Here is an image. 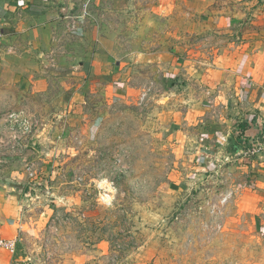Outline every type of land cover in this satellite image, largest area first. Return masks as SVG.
I'll return each instance as SVG.
<instances>
[{
    "label": "rangeland",
    "instance_id": "obj_1",
    "mask_svg": "<svg viewBox=\"0 0 264 264\" xmlns=\"http://www.w3.org/2000/svg\"><path fill=\"white\" fill-rule=\"evenodd\" d=\"M47 1L65 18L32 81L41 89H12L0 109V232L17 240V264H264V200L245 189L243 163L216 157L212 114L192 104L186 70L211 82L264 0ZM96 50L119 61L129 91L115 98L98 82L69 99L70 66ZM158 53L161 67L140 61ZM20 115L28 130L10 131Z\"/></svg>",
    "mask_w": 264,
    "mask_h": 264
},
{
    "label": "crops",
    "instance_id": "obj_2",
    "mask_svg": "<svg viewBox=\"0 0 264 264\" xmlns=\"http://www.w3.org/2000/svg\"><path fill=\"white\" fill-rule=\"evenodd\" d=\"M47 2V0H0V34H2L0 38V109L8 104L6 99L11 95L12 89L20 94H24L29 88L33 91L41 89V81L35 83L32 81L38 76L40 65L48 67L51 64L50 54L47 51L55 41L53 34L56 28L65 18L61 14L62 8H53ZM255 5H257L254 15L256 20L252 23L255 26L254 30L249 35L243 36L233 53L224 58L222 64L211 70L213 74L211 82L201 81V73L198 74L192 66L187 67L189 61L186 60L184 66L187 67V73L191 77H197L190 87L192 99H195L191 100L192 104L197 107L196 110L200 111L201 107L208 108L212 114L211 133L217 136L214 142L218 144L215 151L216 157L218 158L219 152L233 151L232 147L224 150V144L231 136L234 143L241 146L242 154L225 160L243 163L251 176L250 183L243 184L245 189L249 186L248 189L264 200V155L257 154L249 157L244 155L251 141H260L264 138V3L257 1ZM77 31L82 32L80 28ZM111 55L110 52L96 50L91 53L89 59L78 61L70 66V73L65 77L66 80H73L68 86L69 99L82 100L91 93L98 82L105 83L113 97L122 99L125 96L129 90H125V81L122 78L124 76L120 72H113L120 63L114 57L111 59ZM140 61L147 64L156 63L158 67H161L167 61V55L162 53L143 55ZM158 77L163 80L164 75ZM201 95L208 97L200 106L197 99H200ZM163 100L169 101L170 98H163ZM18 104L22 105L23 101H19ZM17 117L24 124L28 122L21 115ZM101 121L97 117L92 125L99 127ZM9 130L11 131L10 125ZM22 135L26 134L20 132V135L13 136V145L6 150L8 155L20 152L21 139H26ZM32 139L30 149L36 150L37 148L31 146ZM0 142L3 141L0 140ZM30 188V196L24 199ZM33 189L30 186L19 189L23 193V203L33 198ZM12 221L7 220V223L10 224ZM0 235L4 238L13 237L2 235L1 232ZM14 256L0 250V264H17L18 260H14Z\"/></svg>",
    "mask_w": 264,
    "mask_h": 264
},
{
    "label": "built area",
    "instance_id": "obj_3",
    "mask_svg": "<svg viewBox=\"0 0 264 264\" xmlns=\"http://www.w3.org/2000/svg\"><path fill=\"white\" fill-rule=\"evenodd\" d=\"M2 37V34H0V38ZM10 120H14L13 124L11 121L9 122L11 131L16 130L15 126L20 127L21 129L28 130V127L24 122H20L16 118L10 117ZM14 126V127H13ZM26 126V127H25ZM13 127V128H12ZM257 154H263L264 155V138L260 141H251L250 146L246 148V152L244 153L245 156H255ZM17 249V240L12 238H4L0 235V250L6 251L11 256H14Z\"/></svg>",
    "mask_w": 264,
    "mask_h": 264
},
{
    "label": "water",
    "instance_id": "obj_4",
    "mask_svg": "<svg viewBox=\"0 0 264 264\" xmlns=\"http://www.w3.org/2000/svg\"><path fill=\"white\" fill-rule=\"evenodd\" d=\"M47 136H48V132H44V133H39L36 136H34V138L31 141V146L37 148L36 150H40L41 148H43V146L46 144L47 142ZM233 148V151L231 152H227L226 149L227 148ZM224 150L226 152H219L218 153V158L219 161H223L225 159H229V158H233L236 155H241L242 154V148L239 145H236L234 143L233 138L230 136L228 137V141L224 144ZM30 191L31 188L29 189V192L24 196V199L28 196H30Z\"/></svg>",
    "mask_w": 264,
    "mask_h": 264
}]
</instances>
